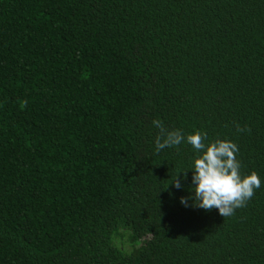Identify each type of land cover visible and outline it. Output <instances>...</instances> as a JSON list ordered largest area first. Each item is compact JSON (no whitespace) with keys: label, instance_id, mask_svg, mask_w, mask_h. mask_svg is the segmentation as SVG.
<instances>
[{"label":"trees","instance_id":"1","mask_svg":"<svg viewBox=\"0 0 264 264\" xmlns=\"http://www.w3.org/2000/svg\"><path fill=\"white\" fill-rule=\"evenodd\" d=\"M156 119L260 188L185 206ZM0 264H264V0H0Z\"/></svg>","mask_w":264,"mask_h":264},{"label":"clouds","instance_id":"2","mask_svg":"<svg viewBox=\"0 0 264 264\" xmlns=\"http://www.w3.org/2000/svg\"><path fill=\"white\" fill-rule=\"evenodd\" d=\"M153 125L159 129L156 136V151L180 145L182 142L190 144L198 154L194 158L192 183L194 195L181 198V203L187 206L188 200L193 201V206L212 210L218 209L219 214L228 217L238 208L244 207L256 189L261 186V179L253 171L249 175H241V163L236 154L239 148L230 140L216 139L205 143L207 133L196 131L193 134H184L180 129H167L160 119L153 120ZM237 131H250L237 125ZM189 170V169H188ZM183 173V176L180 174ZM187 177V170L171 177V182L176 188H181V179Z\"/></svg>","mask_w":264,"mask_h":264}]
</instances>
